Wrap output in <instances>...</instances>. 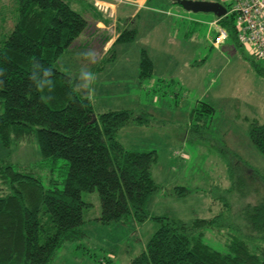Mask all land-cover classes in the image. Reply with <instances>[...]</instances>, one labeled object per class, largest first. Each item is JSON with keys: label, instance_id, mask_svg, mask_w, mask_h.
Segmentation results:
<instances>
[{"label": "rangeland", "instance_id": "374dc122", "mask_svg": "<svg viewBox=\"0 0 264 264\" xmlns=\"http://www.w3.org/2000/svg\"><path fill=\"white\" fill-rule=\"evenodd\" d=\"M178 1L146 0L147 6L130 17L140 0H84V6L93 4L112 22V32L137 30L131 43L115 46L114 61L99 71L92 67H100L106 54L96 50L103 44L102 37L99 32L96 35L90 12L78 1L70 3L87 20V27L63 52L58 65L77 79L82 69L97 74L91 88L78 80L88 92L95 115L124 109L141 117L143 125L128 124L119 130L117 139L126 150L157 154L152 176L161 190L146 205L150 216L189 222L219 213L226 216L229 209L237 216L246 204L264 195L260 189L242 197L231 189L226 165L231 152L264 173V157L249 140L250 124L264 125V59H256L231 38L214 47L216 34L210 24L215 16L187 12ZM16 19L17 0H0V46ZM84 44L89 47L82 48ZM89 50L96 53L94 62L83 57ZM142 51L152 62L146 79H139ZM203 104L214 111H203ZM66 163L42 160L34 137L18 145H0V164L32 172L44 189L54 188L53 181L58 189L63 188ZM178 187L187 190L185 196L175 195ZM7 192L0 180V195ZM81 198L90 204L83 210V235L58 249L49 264H129L159 227L150 218L103 226L95 221L101 210L96 191L82 193ZM207 237L204 242L210 247L226 251L222 235Z\"/></svg>", "mask_w": 264, "mask_h": 264}, {"label": "trees", "instance_id": "16d2710c", "mask_svg": "<svg viewBox=\"0 0 264 264\" xmlns=\"http://www.w3.org/2000/svg\"><path fill=\"white\" fill-rule=\"evenodd\" d=\"M77 1L88 12H97L93 4L84 6V0H17L16 22L0 46V67L7 70L0 87V145H18L34 137L42 160L67 162L62 189L55 181L54 188L44 189L32 172L0 164V180L8 189L0 195V264H49L58 249L83 235V210L90 204L81 194L94 191L101 208L95 221L101 225L149 218L159 224L129 264H264V195L246 204L237 216L229 209L226 216L219 213L185 222L147 212L149 199L161 190L152 176L157 154L126 150L117 139L128 124L143 125L141 117L124 109L95 115L88 92L58 65L63 52L87 27V20L70 7ZM218 25L239 46L233 16L222 17ZM135 35L134 29L121 30L94 69L114 61L115 46L131 43ZM33 56L55 71L54 99L49 103L41 102L40 94L30 87ZM139 68V79L150 77L152 62L144 51ZM203 105V111H214ZM249 140L264 157L263 124H250ZM228 156L231 189L242 197L264 191V173L236 154ZM174 193L182 197L187 190L178 187ZM215 234L226 238L225 252L204 242Z\"/></svg>", "mask_w": 264, "mask_h": 264}, {"label": "built area", "instance_id": "2783aa9c", "mask_svg": "<svg viewBox=\"0 0 264 264\" xmlns=\"http://www.w3.org/2000/svg\"><path fill=\"white\" fill-rule=\"evenodd\" d=\"M226 8V16L232 15L236 29V40L256 59H264V0H218ZM221 18L210 25L215 29L213 46L228 39L224 28L218 25Z\"/></svg>", "mask_w": 264, "mask_h": 264}, {"label": "clouds", "instance_id": "9594fccd", "mask_svg": "<svg viewBox=\"0 0 264 264\" xmlns=\"http://www.w3.org/2000/svg\"><path fill=\"white\" fill-rule=\"evenodd\" d=\"M95 55L96 53L94 51L89 50L83 54V57L89 62H94ZM6 71L7 70L5 68L0 67V87H3L4 85L3 76ZM54 77L55 71L51 66L43 64L35 56L31 58L28 75L30 87L34 88L35 91L40 94V101L43 103H49L54 99V96L52 95L56 88ZM97 78L98 77L96 73L87 69H82L78 76V80H84L88 82L90 88L95 84Z\"/></svg>", "mask_w": 264, "mask_h": 264}, {"label": "crops", "instance_id": "0c3cea01", "mask_svg": "<svg viewBox=\"0 0 264 264\" xmlns=\"http://www.w3.org/2000/svg\"><path fill=\"white\" fill-rule=\"evenodd\" d=\"M137 2H138V0H137ZM145 2H146V0H140L139 3H135L134 5H135V10L136 11L132 12L130 17H136L137 16L136 15L137 10L138 9H142L145 6H147L146 5L147 3H145ZM117 8L119 10V6H117ZM118 13H119V11H118ZM118 13H117L118 19L122 20L119 17ZM89 15L93 18L92 22L94 23V29L96 31V35H98L97 33L99 32L100 35H101L100 38L102 37V43L103 44H101L100 48H96V50H98L99 52L101 51V52L104 53L111 47V45L117 39V37L119 36L121 31L116 32V30L115 31L113 30L114 32H112V30H110V28L113 26L112 22L109 19L105 18V16H103L102 14H100L98 12H95L93 10ZM126 18L127 17L124 16L123 19L125 20ZM134 30L137 31L136 29H134ZM97 37H99V36H97ZM91 39H92V37L87 39V41L91 43ZM87 47H89V45L88 44H84V47H82V48H87ZM92 69H94V67H92Z\"/></svg>", "mask_w": 264, "mask_h": 264}, {"label": "water", "instance_id": "95a60500", "mask_svg": "<svg viewBox=\"0 0 264 264\" xmlns=\"http://www.w3.org/2000/svg\"><path fill=\"white\" fill-rule=\"evenodd\" d=\"M183 10L192 13H211L216 18L226 16V8L218 1L209 0H180L177 2Z\"/></svg>", "mask_w": 264, "mask_h": 264}]
</instances>
